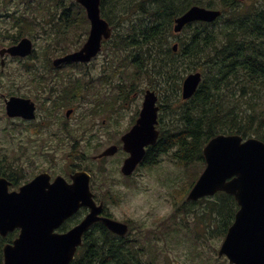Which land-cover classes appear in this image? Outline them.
I'll list each match as a JSON object with an SVG mask.
<instances>
[{"label": "trees", "instance_id": "1", "mask_svg": "<svg viewBox=\"0 0 264 264\" xmlns=\"http://www.w3.org/2000/svg\"><path fill=\"white\" fill-rule=\"evenodd\" d=\"M124 1L101 0L100 3L102 16L113 27L110 38H113L114 57L119 61L116 68L129 65L133 77L146 74L155 79V87L167 92L164 95L167 105L161 104V109H169L171 114L173 107L177 109L176 120H165L160 114L159 136L148 147L144 162L149 165L159 154L173 150L172 156L178 164L186 166L193 162L195 166L202 164L203 168L202 148L217 134L253 136L264 142V2L249 0L250 5L243 9L241 4L246 0H127V9L122 6ZM51 5L54 9L49 8L46 0H27L21 14L14 15L19 30L28 34L40 25L28 16L43 8H49V21L54 19L51 26L58 38L77 30L80 21L88 22L77 3L52 0ZM192 5L220 9L222 13L212 22L195 21L174 33V19ZM56 7L60 8L58 17ZM108 10L119 13L115 23ZM126 22L129 25L125 31ZM41 27L46 29L44 25ZM181 32L184 34L180 35ZM171 35L177 37L176 51L174 43H168ZM141 46L143 50H137ZM192 70L200 71L202 79L193 95L183 100L181 79ZM6 174L0 167V175ZM195 180L189 183V189ZM185 203L202 204L201 219L218 218L221 235L232 223L238 208L234 197L223 191L197 201L186 199ZM82 213L78 211L60 229L78 222ZM16 235L14 230L0 237V264L3 244L11 242ZM144 254L149 257L144 259ZM157 259L156 250L144 247L139 236L131 238L130 232L124 236L113 234L98 222L85 232L69 264H157Z\"/></svg>", "mask_w": 264, "mask_h": 264}, {"label": "water", "instance_id": "2", "mask_svg": "<svg viewBox=\"0 0 264 264\" xmlns=\"http://www.w3.org/2000/svg\"><path fill=\"white\" fill-rule=\"evenodd\" d=\"M100 1L77 0L90 21L87 39L79 50L57 62L88 61L99 51L102 38L110 37L112 29L101 16ZM220 14L218 9L193 5L175 19L173 30L178 32L195 20L211 22ZM18 47L22 48V44L7 51L19 54ZM200 80V72L185 76L181 85L183 99L193 95ZM19 100L7 102L8 115L21 114L27 108ZM157 100L154 90H145L140 116L122 137L123 148L130 153L121 167L125 174L144 157L145 146L157 139ZM29 113L27 117L33 115L32 109ZM203 155L206 165L187 198L197 200L224 191L234 196L239 207L219 247V256L225 255L231 264H264V142L254 137L243 139L238 134H218L203 147ZM49 179L46 172H41L18 190L9 191L8 181L0 177V236L19 229L17 237L2 247V264H69L82 244L83 234L97 221L113 233L127 232V224L100 215L103 206L93 200L86 171H75L72 182L62 176L52 182ZM81 207L89 209L85 216L68 230L58 231Z\"/></svg>", "mask_w": 264, "mask_h": 264}, {"label": "rangeland", "instance_id": "3", "mask_svg": "<svg viewBox=\"0 0 264 264\" xmlns=\"http://www.w3.org/2000/svg\"><path fill=\"white\" fill-rule=\"evenodd\" d=\"M258 1L264 2V0ZM46 2L50 3L49 8L53 7L51 5L52 0H46ZM65 2L76 3L75 0H65ZM243 2L241 4L243 9H246L251 3L249 0ZM21 3H23L22 0H0V11L11 7L16 8V5L22 8ZM128 5L127 0L122 3L123 7L127 8ZM49 8L39 9L33 14L29 13L28 16V19L40 23L37 27L35 26L34 30L25 34V36H33L32 38L36 39L39 57L33 58L29 62L33 63L36 68L44 67L48 58L54 56L55 52L60 50L70 51L80 46L81 42L85 41L89 30V23L80 21L77 30H71L64 38L56 37L53 31L54 26H51V22L54 19L49 21L51 14L48 11ZM56 8V17H58L60 8ZM109 14L115 17L113 19L115 23L116 15L119 13L110 10ZM45 21L49 23L46 25ZM1 25H4L2 21H0ZM42 25L46 26V29L42 28ZM128 25L129 23L127 22L124 24L123 29L125 31ZM15 31L16 29L11 30V33ZM183 34V32L180 33V35ZM10 38V36L6 35L4 38L0 36V46L6 45ZM44 38H49L50 42H46ZM176 41L177 37L171 35L168 43L173 44ZM140 48L143 50V46L137 50ZM40 50L45 51L40 52ZM118 59H120V56ZM117 61L114 56L108 57L107 49H104L103 53H99L89 67L92 68L93 65L100 69L102 66L109 67L110 64V66L114 67L115 83H123L120 84L122 89L130 90L132 88L131 91H125L126 95H121L125 96V98L121 97L117 100L114 112L110 113L108 110H104L103 113L99 114L101 115L99 116L100 118L116 116L118 118L116 125L119 124L117 128L120 127L119 129H121L126 127L130 117L135 113L137 107L140 106L142 93L144 94L146 89H152L156 92L159 105H167L164 96L167 92L165 89L159 90L155 87L156 80L148 78L146 74L136 76L133 79L131 75L132 67L128 65V67L123 68V66L117 69L116 64L119 63ZM23 64L26 65L27 61ZM4 67V76L1 77L3 81L2 85H0V158L5 157V160L12 161V159L19 156L22 165L26 167L25 179L43 168H54L55 171L59 170L65 173L69 172L72 165L94 169L96 173H99L94 183L95 187L98 184V190L101 193L104 192L107 196V190L110 191L111 201L106 202L107 206L116 218L130 222L131 238L139 236L144 247L151 246L156 250L158 256L157 264H231L224 255L218 256V249L224 237V234L221 235L222 226L219 224L218 218L212 221L208 216H203L201 219L203 205L185 203L189 183L196 179L202 170V164L198 166H195L193 162L186 166L178 164L176 158L172 156L173 150H169L159 154L153 163L143 165L137 176L131 180V178L123 177L118 172V168L121 165V156L119 159L111 158L98 161L97 163H100V165H97L96 163H91L93 154L91 149H88V154L84 155L88 159H83L80 154H70V151L65 155L64 153L70 150L69 148L63 153L58 152V150L52 151L50 155L56 160L49 163L47 160L48 156L40 152L43 148L42 144L40 142L29 143V137L33 135L30 132H25L23 124H15L14 119L5 115L1 94L7 95L12 90L11 88H14L12 84L19 79L17 76L20 71H23V65L18 62L8 61ZM98 69L97 71H99ZM195 71L198 70L188 71L183 76L185 77L188 73ZM10 78L14 80L10 81ZM18 83L17 89L20 92H24L25 84L23 82ZM118 93L119 91L116 90V94ZM126 97H128L127 100ZM167 98L169 99L168 96ZM125 100L126 103L123 104ZM74 103L77 105L76 110L68 122L69 130L72 133L78 126L82 125V123L77 122L79 116H85L91 109V106L86 104L87 102ZM124 105L126 108H124ZM172 112L173 114L169 113V109L163 110L160 107V114L165 120H176L177 109L173 107ZM35 137H38V135ZM19 139L23 144H26L25 147L19 148ZM114 167L115 170H113ZM181 193L184 194L181 195ZM179 196L180 201L178 202ZM148 257V254L143 255L144 259Z\"/></svg>", "mask_w": 264, "mask_h": 264}, {"label": "flooded vegetation", "instance_id": "4", "mask_svg": "<svg viewBox=\"0 0 264 264\" xmlns=\"http://www.w3.org/2000/svg\"><path fill=\"white\" fill-rule=\"evenodd\" d=\"M22 1V8L16 5V8L11 7L0 11V21H2L4 25H8L6 27L4 25H1L2 27L0 26V36L3 38L5 35L11 37L6 45L0 46V85H2L3 81L1 77L4 76V66L8 61L18 62L23 65V71H20V74L17 76L20 81L18 79L13 82L12 86L14 88H11L12 90H10L7 95L1 94L5 115L14 119L15 124H23L25 132H30V134L33 135L29 137V143L33 142L34 144L35 142H40V144H42L43 148L40 152L48 156L47 160L49 163L56 160L50 155L52 151L58 150V152L63 153L69 148L70 150H67V152L64 153L65 155L70 151V154H80L83 159H88L84 155L88 154V149H91L93 153L91 156V163H96L97 165H100V163H97L98 161L111 158L119 159L121 156V165L118 168V172L123 177L131 178L132 180L143 168V156L133 171L129 174H124L121 171V166L123 161L129 156V152L123 148L122 137L133 127L140 116L143 106V93L140 106L137 107L135 113L130 117L126 127L119 129L120 127L117 128L119 124L116 125V122H118L116 116L100 118L99 116L101 115L99 114L103 113L104 110H108L110 113L114 112L116 110L115 105L117 100L121 97L125 98V96L121 95H126L125 91L129 89H122L120 84L123 83H115L114 67L110 66V64L109 67L102 66L100 69L93 65L92 68L89 67L91 62H94L96 57H98L99 53H103L104 49H107L108 57L114 56L113 38H102L100 50L88 61L57 62L58 59L66 54L79 50L85 42L82 41L80 46L70 51L60 50L55 52L54 56L48 58L44 67L36 68L33 63H29L33 58L39 57L36 39L32 38L33 36L22 38L24 37L21 34L23 31L19 30L16 19L14 18V15L21 14V11L24 10L26 6L27 0ZM26 15L28 16V13L24 16ZM15 29L16 31L11 33V30ZM44 40L50 42L49 38H44ZM19 44H22V48L18 47L20 51L19 54L13 55L7 51L8 48L18 46ZM44 51L45 50H40V52ZM26 61L27 64L24 65L23 63ZM97 69L99 71H97ZM21 75H23V77H21ZM12 80L14 79L10 78V81ZM18 82H23L25 84L24 92H20L19 89H17V86H19ZM131 89L129 91H131ZM116 90L119 91L118 94H116ZM127 98L128 97H126V100ZM11 99H20L19 101H23L27 108L23 109L21 114L13 116L8 115L7 102ZM126 100L123 104L126 103ZM74 102H87L86 104L90 105L91 109L85 116H79L77 122L82 123V125L78 126L72 133L69 130L70 126L68 122L73 117L76 110L77 105H75ZM124 108H126L125 105ZM31 109L33 115L27 117L26 115L30 114L29 112ZM37 135L38 137H35ZM18 145L19 148H23L26 144H23L20 140ZM105 151H108L107 155L99 156ZM21 162L19 156L12 159V161L5 160V157L0 158V167L7 171L6 175L0 176L7 179L9 190L18 189L20 185L31 180L35 175L41 172H46L49 175L50 182H52L56 176H62L65 180L71 182L72 175L75 171L85 170L90 175L89 186L95 202L104 204L101 215H107L117 219L109 207L105 205V203L110 200V191L107 190V196L104 192L101 193L98 190V184L97 187L94 185L97 175H99L94 169L72 165L69 172L65 173L64 171H55L54 168V170L43 168L25 179L24 173L26 167H24ZM113 170H115V167ZM87 211L86 209V212Z\"/></svg>", "mask_w": 264, "mask_h": 264}, {"label": "bare ground", "instance_id": "5", "mask_svg": "<svg viewBox=\"0 0 264 264\" xmlns=\"http://www.w3.org/2000/svg\"><path fill=\"white\" fill-rule=\"evenodd\" d=\"M162 4V3H161ZM109 11V10H108ZM144 16V15H143ZM142 40V39H141Z\"/></svg>", "mask_w": 264, "mask_h": 264}]
</instances>
